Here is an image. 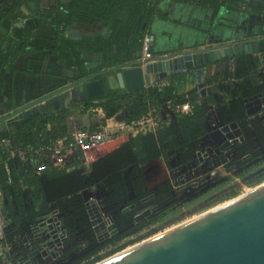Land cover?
Wrapping results in <instances>:
<instances>
[{
  "label": "trees",
  "instance_id": "1",
  "mask_svg": "<svg viewBox=\"0 0 264 264\" xmlns=\"http://www.w3.org/2000/svg\"><path fill=\"white\" fill-rule=\"evenodd\" d=\"M59 6L55 14V25L64 29V23L92 22L101 20L111 29L109 36L87 37L77 46L92 53H102L104 67H113L130 61L135 54L144 48V40L147 36L153 35V24L158 20L171 21L169 9L176 1L185 3L196 2L197 6L212 10V19L218 18L220 11L237 12L243 0H56ZM260 8L254 7L258 12ZM173 10V9H172ZM264 8H261V11ZM61 12V14H60ZM221 23V21H220ZM145 24V27H144ZM62 43L69 44L65 41ZM77 44V43H76ZM264 52V41L255 48V52H241L226 60L235 59L236 65L233 72L225 71V79H236L239 81L237 88H228L232 100L224 103L227 105V112L233 121L237 122L243 132V145L254 151L255 141L249 136L254 131L264 135V123L257 115L248 114L245 107V100L264 92V70L260 71V61L257 53ZM171 82V81H170ZM222 87V86H221ZM219 87V88H221ZM137 93V92H136ZM139 93V92H138ZM135 93H122L117 89H108L107 96L100 104L94 103L85 98L83 103L85 110L91 107H102L105 113L103 123L116 114L124 111V120L132 121L147 117L151 110H169L167 101L174 100L178 105L189 102L192 106V113L178 116V124L171 128L173 141L160 144L159 139L153 132L139 134L132 140L122 143L119 147L106 153L91 164V173H83L79 168L73 170H60L48 164L47 169L40 174L28 170L20 174L21 178L14 176L12 184L5 182L4 172L1 170V181L4 189L5 202L8 208L14 206L17 216H24L36 225V218L39 213L36 208L44 210V207L53 205L52 210L59 209L62 212V223L70 231H86L91 226L89 214L82 193L86 190L97 188L103 197L105 207L110 212L115 227L126 236L135 229V215L131 212H124L122 207L131 204H138L140 200L150 194H155L156 204L160 212L172 206L174 188L170 180L160 183L153 190L148 189V183L143 175V166L161 156L168 161L167 152L174 148L180 150V161L187 165L194 160L195 150L201 149L200 138L208 134V128L202 123V115L206 113L211 103H216L215 96L202 98L198 90L192 91L188 97H179L173 93L171 85L167 88L149 90L145 96ZM126 103V105H124ZM223 117L226 110L219 106ZM59 114L56 118L50 116L42 117L34 114L16 121L9 128L6 127L0 132V136H13L18 144L25 148L36 146L39 131L47 129L51 123L55 129L52 136L63 135L67 130H58L60 123ZM255 116V118H251ZM226 122L227 118H226ZM250 131V132H249ZM260 140V139H259ZM252 158L258 156L256 152H250ZM249 154V155H250ZM81 163L80 156H76L74 163L69 167H77ZM12 167L14 164L12 162ZM203 168H209V164H202ZM130 169L126 174V170ZM15 174V173H14ZM130 180L131 190L126 183ZM131 193L134 196H131ZM28 194L30 202L24 200ZM140 204V203H139ZM141 205V204H140ZM31 234L30 228L28 229ZM26 233V226H20L16 234ZM13 240L14 233L10 234ZM113 240L101 245H94L93 248L73 260L70 264H94L121 251L124 246L118 247L104 256H97L98 253L112 245Z\"/></svg>",
  "mask_w": 264,
  "mask_h": 264
},
{
  "label": "crops",
  "instance_id": "2",
  "mask_svg": "<svg viewBox=\"0 0 264 264\" xmlns=\"http://www.w3.org/2000/svg\"><path fill=\"white\" fill-rule=\"evenodd\" d=\"M56 2V0H0V117L8 115L30 102L44 98L87 75L108 68L103 66L105 57L102 53H92L77 46L87 37L109 36L111 29L101 20L89 23H64V29L57 28L54 21L59 6ZM240 5L242 9L239 11L222 10L218 18L212 19V10L197 6L195 1L191 3L176 1L169 8L171 9L169 13L171 21L158 20L153 24L152 36H154V40L152 41L151 55H168L184 50L211 47L263 36L264 16L261 8H264V0H243ZM254 7L260 8L259 11H254ZM63 41L69 44H64ZM71 43L77 46H72ZM143 51L144 48L141 50L142 54ZM256 56L259 58L260 71H262L264 70V52L257 53ZM235 65V59L226 60L223 58L202 69V81H209L212 87V94H208L206 97L215 96L217 102L211 104H215L217 107L222 105L225 110H228V107L224 103L232 100L228 88H237L239 81L225 79L224 73L225 71L233 72ZM107 76H101V78ZM199 77L198 69L193 68L176 72L166 78L171 81L173 93L177 96L188 97L192 91L198 90L202 97ZM113 89L127 93L126 90L119 87L116 79ZM152 89L146 87L132 97H137L140 94L145 96ZM85 98L84 86L78 85L42 101L37 106L35 114L53 118H56L55 114H59L58 130L61 131H71L78 127L100 130L104 126L113 127L124 120L125 114L122 110L103 123L105 116L103 108L91 107L85 110L83 103ZM187 103L191 106L189 102L184 104ZM184 104L178 105L176 101L169 100L167 101L169 110L160 109L158 111L155 128L150 132L157 136L161 145L173 141L171 128L178 124V116L192 113V111L189 113L182 111ZM202 123L208 128L205 114L202 115ZM47 129L52 133H55L54 130H56L51 123L47 124ZM124 142L127 141H109L96 147V151L87 150L82 162L75 168H79L82 172L86 168L87 173H91V164L95 160ZM200 145L202 148L199 150L203 152L211 145L207 135L200 138ZM197 151L195 150V154ZM179 156L180 150L172 148L167 152L168 161L164 156H161L143 166V174L150 190L156 188L158 184L170 180L175 189L174 193L178 196L184 192L188 185L196 184L195 180L198 179L200 170L203 169L202 164H209V159L201 162L198 157L194 156V160L189 163L193 173L190 172L189 175L178 173L176 176L175 172L185 167L181 164ZM75 159L76 156L69 155V164H73ZM129 170L127 169L126 173ZM184 180L185 183H183ZM126 183L131 190L128 178ZM131 196L134 194L131 193ZM24 200L27 204L30 202L29 198L25 196ZM86 205L93 218L96 211L92 212V205L87 198ZM6 206H4V216L10 223L7 235L11 240L10 234H16L18 228L24 224V216H17L13 205L11 208H6ZM52 207L53 205H48L42 211H49ZM36 211L42 212L39 206ZM26 234L27 232L23 235ZM15 237L16 235L11 241H14ZM17 246L21 247L20 245L15 247Z\"/></svg>",
  "mask_w": 264,
  "mask_h": 264
},
{
  "label": "water",
  "instance_id": "3",
  "mask_svg": "<svg viewBox=\"0 0 264 264\" xmlns=\"http://www.w3.org/2000/svg\"><path fill=\"white\" fill-rule=\"evenodd\" d=\"M149 37L151 41L154 40V36ZM262 41L264 35L150 58H145L138 52L130 61L87 75L0 117V132L16 121L34 115L42 101L78 85L84 86L88 100L98 103L107 96L108 89H113L115 79L121 89L127 93H136L146 87L152 89L160 79L176 72L196 68L200 75L201 95L206 97L212 94V87L209 81H202L203 67L241 52H255V48ZM149 48L151 53L152 46ZM105 75L108 76L101 78ZM245 107L248 114L264 110V92L252 99H246ZM207 136L211 145L206 152H196V157L201 162L209 159L210 168L233 167V162L228 160V154L232 153L236 142L244 140L238 123L217 122V128L209 131ZM210 168L200 173L205 174ZM183 172H187V169L183 168L179 174ZM156 209L157 207L148 210L144 216L150 215ZM58 219L52 217L38 227L31 228V234L27 233L14 245L15 249L13 248L5 264L60 262L57 258L72 231L64 227L62 216L61 220ZM91 220L96 226L103 221V217L95 215ZM177 227L97 264H264V187ZM16 245L21 247L17 248ZM49 257L51 261L47 260Z\"/></svg>",
  "mask_w": 264,
  "mask_h": 264
},
{
  "label": "rangeland",
  "instance_id": "4",
  "mask_svg": "<svg viewBox=\"0 0 264 264\" xmlns=\"http://www.w3.org/2000/svg\"><path fill=\"white\" fill-rule=\"evenodd\" d=\"M219 114L222 121L226 122L227 118L228 122H233V119L227 112V109L226 118L223 117L220 109ZM257 115L264 123V110L258 112ZM251 118L253 119L255 116H252ZM254 130L256 129H251L250 131L253 133L249 134V136L253 138V141H255L254 151L248 150L247 146L243 145V140L236 142L232 147V153L228 154L231 156L229 160L234 162L233 167L228 169L224 166H221L218 169L209 167L210 170L207 173H199L198 179L195 180L196 184L188 185L184 192L178 195L177 200L172 203V206L169 209L160 213L154 212L150 216V219L148 217L142 219L135 225V229L131 230L126 236H122V233L118 234L117 232L113 237V244L102 249L97 256H104L110 251L121 246H124V248L111 256H106L99 262L109 259L110 257L124 251L130 250L149 239L203 215L209 210L221 204L227 203L263 184L264 135L260 136L261 133ZM96 149L97 148H93L89 151H96ZM250 152H256L258 153V156L252 158ZM87 171L88 170L86 168L83 169L84 173H87ZM25 197L28 198V194H25ZM82 197L85 202L87 198L90 205H92V212H95L98 206H100L104 211L107 210L103 197L97 188L84 191L82 193ZM144 208H146V206L143 208L141 207V209L137 212H141ZM93 236L94 233H89V235L84 236L80 231L70 232L69 238L64 247L62 259H59V261L61 260L62 262L60 261L56 264H68V257L70 260L76 258L80 252L91 246L90 242H92ZM47 260L51 261V258L49 257Z\"/></svg>",
  "mask_w": 264,
  "mask_h": 264
},
{
  "label": "built area",
  "instance_id": "5",
  "mask_svg": "<svg viewBox=\"0 0 264 264\" xmlns=\"http://www.w3.org/2000/svg\"><path fill=\"white\" fill-rule=\"evenodd\" d=\"M150 46H152V41L147 36L144 40L143 57H152L149 52ZM170 85L171 82L168 78H162L152 88L163 89ZM182 111L189 113L192 108L187 103L182 106ZM157 115L158 111L153 109L147 117L139 120H122L113 127L104 126L100 130L78 127L58 136L49 135L48 129L41 130L38 134L37 145L25 149L18 144L13 136H0V172L1 170L4 172L5 182L10 185L14 181V176L18 175L21 178L20 174L26 173L28 170L34 171V174H40L47 169L48 164L60 170H73L75 167L68 165L69 155L80 156L82 162L87 150L91 148L99 147L109 141H129L139 134L150 132L155 128ZM205 117L209 131L215 129L217 121L220 120L218 107L215 104L209 105ZM4 206L5 196L0 173V264H5L16 242L23 238L20 234H15V240H9L7 229L10 223L5 219ZM52 214V217H58V220H61L62 212L60 210L57 209ZM105 221L110 224L109 219ZM31 228L33 226L30 225Z\"/></svg>",
  "mask_w": 264,
  "mask_h": 264
},
{
  "label": "flooded vegetation",
  "instance_id": "6",
  "mask_svg": "<svg viewBox=\"0 0 264 264\" xmlns=\"http://www.w3.org/2000/svg\"><path fill=\"white\" fill-rule=\"evenodd\" d=\"M263 16H264V10H263ZM261 36V35H260ZM253 98V97H252ZM219 117H220V120H218L217 122H221V123H223V124H229V123H231V122H224V121H222V118H221V116H220V114H219ZM216 128H217V125L215 126ZM244 136V135H243ZM201 146V145H200ZM209 147V146H208ZM207 147V148H208ZM211 147H213V145L211 146ZM201 148H202V146H201ZM206 148V149H207ZM198 151H202V150H198ZM197 151V152H198ZM203 152V151H202ZM204 152H206V150L204 151ZM231 154V153H230ZM247 155H249V154H247ZM194 156L196 157V154H194ZM228 158L230 159V156L228 155ZM228 159V160H229ZM230 161V160H229ZM233 162V161H232ZM233 165H234V162H233ZM183 166H185L184 168H186L187 169V172H183V173H185V174H190V172H192L193 173V169H192V166L188 163L187 165H183ZM189 167H191V169L189 168ZM204 169H208V168H203L202 170H204ZM226 169H228V168H226ZM183 170V168L181 169V170H177L176 172H175V175L177 176V174L178 173H180L181 171ZM202 170H200V172H202ZM144 175V174H143ZM145 177V176H144ZM168 181V180H167ZM186 182V181H185ZM172 183V182H171ZM159 185V184H158ZM180 186V185H179ZM173 188H174V186H173ZM149 189V188H148ZM174 191H175V189H174ZM174 194V196H175V198H174V200H173V202L174 201H176L177 200V198H178V196L175 194V193H173ZM86 203V202H85ZM141 205H140V204ZM137 205L136 204H131V205H128V206H126V207H122V210L124 211V212H131L133 215H135V225L139 222V221H141L142 219H145V218H151L150 216L154 213V212H159L160 213V207H158L157 206V204H156V197H155V194H150V195H148V196H146V197H144V198H142L141 200H140V202H139ZM153 203V204H152ZM149 205H151V206H149ZM6 206V205H5ZM146 206V208H144L143 210H141V212H137L139 209H141V207L143 208V207H145ZM156 208L157 207V209L155 210V211H153L150 215H148V216H144L145 215V213L148 211V210H151V209H153V208ZM56 210V209H55ZM55 210H49V211H42V212H40L39 213V215L37 216V218H36V225H33V224H31V221L30 220H28V218H26V217H24V224L23 225H21V226H26V232H28V230H27V228L29 229L30 228V225L31 226H33L34 228L35 227H38L39 225H40V223H43V222H46L49 218H52V213L55 211ZM59 210V209H58ZM100 214V216L101 217H103V221L101 222V223H98V226L96 225V226H94L93 224H92V220H91V226L89 227V229H87L85 232L84 231H82V230H80V232L82 233V235H89V233H94V236H93V238H92V242H90L91 243V246H89L88 248H85V250L84 251H82V252H80L79 254H78V256H76V258H78L79 256H82V255H84V253L87 251V249L88 250H90L91 248H93L94 247V245H101V244H103V243H105V242H108V241H110V240H113V237H114V235L118 232V234L119 233H121L116 227H115V224H114V220H113V218H112V216H111V214H110V212L108 211V210H106V211H104L100 206H98V208H97V210H96V217H98V215ZM102 214V215H101ZM99 216V217H100ZM153 217V216H152ZM106 219H109V222H110V224H107L106 223ZM10 229V228H9ZM17 232V231H16ZM25 234V233H24ZM21 235V234H20ZM21 236H24V235H21ZM69 238V237H68ZM68 240V239H67ZM66 243H67V241L65 242V244H64V246H63V249H62V253H61V255L57 258V260H59V259H62V256H63V254H64V247H65V245H66ZM70 253V252H69ZM68 254V253H67ZM69 255V254H68ZM76 258H74V259H72V260H70V258L68 257V260L67 261H69V263L68 264H70L73 260H75ZM54 263H57V262H54ZM48 264V263H47ZM50 264V263H49Z\"/></svg>",
  "mask_w": 264,
  "mask_h": 264
},
{
  "label": "bare ground",
  "instance_id": "7",
  "mask_svg": "<svg viewBox=\"0 0 264 264\" xmlns=\"http://www.w3.org/2000/svg\"><path fill=\"white\" fill-rule=\"evenodd\" d=\"M263 187H264V183L261 184V185H259V186L256 187V188L252 189L251 191H249V192H247V193H244L243 195H241V196H239V197H237V198H235V199H233V200L227 202V203L221 204V205H219V206H217V207H215V208L209 210L208 212H206V213H204V214H207V213H209V212H212L213 210H218V209H220V208H223V207L227 206L228 204H230V203H232V202H235V201H237V200H239V199H241V198H243V197H245V196H247V195H250V194H252V193H254V192L260 190V189L263 188ZM204 214H203V215H204ZM187 223H188V222H187ZM185 224H186V223H185ZM180 226H182V225H180ZM177 228H178V227L173 228V229H171V230H169V231H167V232H171L172 230H175V229H177ZM162 234H163V233H162ZM160 235H161V234H160ZM158 236H159V235H158ZM156 237H157V236H156Z\"/></svg>",
  "mask_w": 264,
  "mask_h": 264
}]
</instances>
